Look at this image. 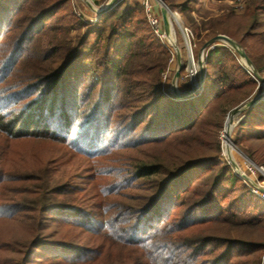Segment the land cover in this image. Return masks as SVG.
<instances>
[{
    "label": "trees",
    "instance_id": "1",
    "mask_svg": "<svg viewBox=\"0 0 264 264\" xmlns=\"http://www.w3.org/2000/svg\"><path fill=\"white\" fill-rule=\"evenodd\" d=\"M164 2L186 11L192 0ZM0 11V131L14 139L40 136L79 145L77 152L94 164L87 205L59 204L78 190L67 179L53 180L47 189L51 201L41 196L38 202L44 205H39L26 190H15L10 203L3 199L1 216L19 220L42 208V213L61 211L66 215L58 221L82 228L90 242L100 240L52 245L56 253L47 258L56 263L117 257L120 264H140L143 257L149 264H262L264 201L220 162L216 140L209 142L212 154L199 153L208 145L207 130L215 135L228 110L260 88L232 50H208L202 96L169 99L161 87L168 52L144 26L137 5L119 0L94 23L76 16L70 0H0ZM240 18L246 22L242 26L231 16L209 22L202 28L204 38L220 33L237 41L264 79V29L256 31L264 25V0H249ZM12 30L14 41L5 37ZM242 114L236 142L263 167L264 96ZM250 122L249 138L259 142L254 149L242 143L246 134L239 133ZM162 144L171 150L162 151ZM129 149L136 153L126 157ZM0 177L5 190L7 182L33 179L23 173ZM148 179L155 180L150 193L126 192ZM238 188L240 193L233 194Z\"/></svg>",
    "mask_w": 264,
    "mask_h": 264
},
{
    "label": "rangeland",
    "instance_id": "2",
    "mask_svg": "<svg viewBox=\"0 0 264 264\" xmlns=\"http://www.w3.org/2000/svg\"><path fill=\"white\" fill-rule=\"evenodd\" d=\"M88 1L91 2L96 7V9H98L99 5L105 6L109 0H95V1L88 0ZM122 1L127 2L132 6L134 5L138 6V9H140V17L142 19L144 17L145 20V21L143 20L144 26L148 27L152 32V28L145 17L143 7L140 4L139 0H122ZM248 1L249 0H192L191 4H189L188 6L189 9H187L186 11H182L181 7L178 6L176 2L172 3V6H168L164 2L169 10L168 20L170 23L169 27L167 26L165 27L161 12V8H162L161 3L158 0H150V3L152 5V11L154 15L158 18L159 26L165 34L164 38H166V40L169 41L171 45L173 44L176 48V52L171 53L166 48V40L165 39L161 40L160 38H157L152 32L153 35L157 38L158 42L168 52L167 63L165 69L162 71V73L166 72L165 73L166 78L164 80L161 79V87L166 92L169 99L184 100L195 96H200V95L202 96L201 93L203 92L202 85L204 84L206 58L208 56V50L212 49L213 47H227L230 50H232V52L236 55L240 66L244 68V70L248 73V75H250V78L252 80L254 79L253 78L254 74L251 70V65H250V63L252 64L251 60L248 58L250 61L249 63L246 60L242 59L240 55L225 42L217 41L215 42V44H211L207 46L201 52L202 45L208 39L215 36L213 35L204 38L206 32L205 30H202L203 26L207 25L209 22L223 21L225 20V18L230 16L237 17L238 19L233 20V22L237 21L236 25L242 26L246 22L243 19H241L240 16H242L245 13ZM70 5L74 10L75 15L81 17L82 20L86 21L87 23H94L92 22L91 19L94 18L98 19L99 17V15H97L98 13L90 9L88 5L84 2V0H70ZM1 16L2 13L0 11V17ZM180 27H187L193 33L195 47H193L192 53L195 59V63L198 66L197 67L198 74H200L199 61H202V73L200 76L198 75L196 77L197 82L200 80L198 83V90H196L195 94L183 99H178L176 93L182 94L190 90L191 82L187 78H185L186 80L182 79V77H184L186 59L188 56L186 50H184L183 47L184 45L179 29ZM260 29H264V25L258 27L256 31H259ZM13 33L14 31L12 30L11 32H8L6 34L5 37L7 38V40L8 39L13 40V35H14ZM241 34L242 32H239L237 34V38ZM235 42L240 46V48L244 52L242 46L237 41ZM249 43H252V45L254 46H257L258 44V42H256L255 39H251ZM88 45L93 46L94 40L90 39L88 41ZM83 51L86 52L85 49ZM0 52L2 53L4 52V50L1 47H0ZM89 61L87 60L85 64L89 67H92L97 75L102 74V69L97 65L90 63ZM212 62L213 61L210 60L209 63L211 64ZM209 63L207 64V69L208 68L210 69ZM177 71H179L178 77L176 78V80H174ZM257 75L263 79V77L260 76L258 73ZM256 80L254 79L255 83L257 84V88L259 86L260 88L258 90H255L251 95H249L243 101H241L240 103H238L237 105L233 106L228 110V112L223 117V121L221 122L220 128L217 131H215L216 132L215 135H212L213 133L212 128L210 129L211 131L207 130V132L204 134V137L206 138L208 145L199 151L201 155H205L208 153L212 154L214 148L212 147L211 149V143L209 144V142L213 141V139L216 140L219 143V150H220L219 153L217 154V158L220 160L221 163L228 164L232 170L233 168L231 164L228 162V157L223 154L221 149V141H222L221 135L222 132L224 131V122L231 109L262 92L264 86L262 83ZM201 99L199 100L201 101ZM200 101H198V103H200ZM20 107L21 105L16 106L17 109L18 108L20 109ZM242 113L240 114L239 120L242 118L243 115ZM237 122L235 123V125L233 126L232 130L229 133L230 139L233 143L232 157L235 159L240 170L246 173L247 175H249L250 172L248 170L247 164L251 162L254 164L256 163L252 161L251 158H249L244 151H242L241 144L236 142V138H237L236 130H238V127L236 126ZM253 126L254 125L252 124V122H250L244 127H242L239 133L246 134V138H245L246 140H244L242 143L245 144L247 147H251L254 149L258 146L257 144H259V142L255 141L252 138H249L250 136L247 133L249 127H253ZM196 137L197 135H195L193 138L195 139ZM197 138L198 141L202 139L200 135ZM90 145L92 147L94 146V144H90ZM76 147L78 148L79 145H74V146L71 145L70 147L66 143H63L61 139L60 140L56 138L51 139L49 137L43 138L40 136H35V137H27V138L23 137V138L14 139L13 137L10 138L8 135L0 131V175L17 177L18 174L20 175V173H23L25 175H31V177L33 178L30 181L23 183L7 182L9 183L7 184L9 185V188L7 187V190H5L4 188V185L6 183L4 185L2 184L3 187L0 186V206L6 204V202L3 200L4 198L7 199L8 203H10L11 200L9 199L17 197L14 191L15 190L21 191V189H23V191L26 190L24 191V193L25 194L28 193L27 197L29 199H32L33 202H36L39 205H44L43 202L41 201L38 202L39 201L38 199H40L41 196H43V200L44 197L46 196L51 197L49 201L53 199V197L51 196L52 194L51 195L48 194L49 192L47 191V189H49V187L53 185V180L57 182L61 180L63 181L65 179H67L68 182L73 183L78 191L75 193V196L68 193L63 198L58 199L57 201H60L59 204L75 203V205H78L80 207L84 203L85 205H87L88 197L91 196L93 193V191L90 189V186L92 184L90 181V177H91L90 174L93 173L94 164L92 163L91 158H89L86 155L79 154L76 150ZM141 148H144V146H138L136 150ZM171 148L172 147L170 146L165 148L162 144L160 149L162 151L165 150L169 151L171 150ZM145 149L153 150V147L148 146V148L146 147ZM136 150L129 149L123 153L126 155V157H129V155H135ZM124 154L123 156H125ZM107 164L109 163L107 162ZM115 165H120V163L117 162L115 163ZM124 165L125 163H123V167H125ZM193 173H196L194 169L191 171L192 176L194 175ZM45 175L47 178V182L43 184ZM253 180L256 183L258 182L259 185H261L262 187H264V175L258 173L256 174L255 177H253ZM138 183L139 184L137 186L127 189L126 192L129 193L137 192L142 194L150 193V190L153 189L155 180L152 179H148L146 181L139 180ZM239 185L240 184H237L236 182L235 186L239 187ZM225 187L228 189L227 185ZM231 192L232 191H230L229 193ZM234 192L240 193L239 188L234 189L233 194ZM29 193H33V194H29ZM25 194L21 195L20 197L22 198ZM73 199L74 201H72ZM256 205L259 206L261 204L255 202V206ZM42 209L38 210L37 213L28 212L26 213V215H29L28 218H22L19 220L10 217L8 215L5 216L0 215V264H45V263L67 264L66 261L64 262L63 260L61 261V263L60 262L56 263L55 261L49 260V258H47L51 253H56L55 252L56 250L55 248H53L52 245L54 244L56 245L57 243H65L67 245H74V244L91 245L94 242L97 243L100 242V240L98 239H95L96 241L90 242L92 239L89 238V233H84L82 228L67 224L64 221L57 220L61 217L60 215H66V213H61V211L59 212L56 210H48L42 213L41 212ZM0 211H2L1 208ZM161 213H163V210L159 214ZM155 215L157 216L158 214L154 213V217ZM44 242H46L47 244H45ZM38 248L39 250H37ZM113 253H119V252L113 250L112 254ZM259 253L261 255L260 261H262L263 263L264 250ZM87 264H120V261L119 258L117 257L116 258L113 257V259H111L110 261L99 258L97 262H91ZM140 264H149V263L147 262V260H145V258L142 257Z\"/></svg>",
    "mask_w": 264,
    "mask_h": 264
},
{
    "label": "water",
    "instance_id": "3",
    "mask_svg": "<svg viewBox=\"0 0 264 264\" xmlns=\"http://www.w3.org/2000/svg\"><path fill=\"white\" fill-rule=\"evenodd\" d=\"M117 0H109L108 3L103 6L102 8H98L96 9V7L91 3L89 2L88 0H84V2L88 5V7L90 9H92L93 11L97 12L98 14L97 15H100L101 13H103L104 11L108 10ZM160 3H161V12H162V17H163V22H164V26L166 27H169L170 26V23H169V20H168V13H169V10L168 8L166 7L165 3L163 0H158ZM217 41H223L225 42L226 44H228L232 49H234L242 59L246 60L247 62L250 63L248 57L244 54V52L242 51V49L240 48V46L235 42L233 41L232 39H230L229 37L225 36V35H222V34H218V35H215L213 37H211L210 39H208L203 45H202V48H201V52L209 45L211 44H215V42ZM251 65V70L254 74V76L256 77V79L263 84L264 86V80L262 78H260L258 75H257V72L255 70V68L252 66V64L250 63ZM199 66H200V74L199 76L201 75L202 73V61H199ZM178 73L179 71L176 72L175 74V79L178 77ZM200 81V80H199ZM199 81L197 82V84L195 85V87L191 88L190 90L182 93V94H179V93H176L177 94V97L178 99H183V98H186L188 96H191L193 94L196 93V90L198 88V83ZM264 96V87H263V90L261 93H259L258 95L254 96L253 98L247 100V101H244L242 104L234 107L233 109H231L228 113V116L227 118L225 119V122H224V130L226 129L225 133L226 135H229L230 131L232 130L233 126L235 125V123L239 120L240 118V114L247 108L251 107L252 105H254L256 102H258L262 97ZM235 120V121H234ZM228 162L231 164L233 170L237 173V175H239V177L243 178L249 185H252L256 188H259L248 176H246L238 167L236 161L234 158H228ZM261 191L264 192L263 189H261Z\"/></svg>",
    "mask_w": 264,
    "mask_h": 264
},
{
    "label": "built area",
    "instance_id": "4",
    "mask_svg": "<svg viewBox=\"0 0 264 264\" xmlns=\"http://www.w3.org/2000/svg\"><path fill=\"white\" fill-rule=\"evenodd\" d=\"M91 1H93V0H91ZM139 2H140V4L143 7V11L145 13V17H146L149 25L151 26L152 32L154 33V35L157 38H160L161 40L162 39L166 40V38H164L165 34H164L163 30L159 26V20L154 15V13L152 11V5L150 3V0H139ZM102 7H103L102 5H99L98 8H102ZM91 20H92V22L96 21L95 18L91 19ZM179 29H180V33H181V36H182V39H183L184 50H186V53H187V56H188L187 59H186V67H185V71H184V77H182V79L186 80L185 78H187L191 82L190 87L193 88L197 84L196 77L199 75L198 74V69H197L198 66L195 63V59H194L193 53H192V49H193V47H195L194 36H193L192 31L190 29H188L187 27H180ZM166 48L171 53H175L176 52L175 46L173 44L171 45L170 42L167 41V40H166ZM165 73L161 74V79L162 80H164L166 78ZM247 165H248V170H249L250 174L247 175L243 171L242 172L246 176H248L259 188H256V187H254L252 185H249L243 178H241V177L240 178L249 187L250 192L255 197H257V198H259V199L264 201V192L261 191V189L264 190V187H262L261 185H259L258 182L256 183L253 180V177H255L256 174H258V173L261 174V175H264V168L262 166H257L256 164H254L252 162L248 163ZM236 175H237V173H236ZM237 176L239 177V175H237ZM262 264H264V257H263V263Z\"/></svg>",
    "mask_w": 264,
    "mask_h": 264
},
{
    "label": "bare ground",
    "instance_id": "5",
    "mask_svg": "<svg viewBox=\"0 0 264 264\" xmlns=\"http://www.w3.org/2000/svg\"><path fill=\"white\" fill-rule=\"evenodd\" d=\"M198 90V88H197ZM226 129L222 132V141H221V149H222V152L225 156H227L228 158H233V143L230 139V136L229 135H226L225 133Z\"/></svg>",
    "mask_w": 264,
    "mask_h": 264
}]
</instances>
